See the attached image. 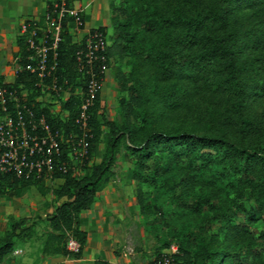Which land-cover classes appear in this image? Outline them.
I'll use <instances>...</instances> for the list:
<instances>
[{
	"label": "rangeland",
	"instance_id": "374dc122",
	"mask_svg": "<svg viewBox=\"0 0 264 264\" xmlns=\"http://www.w3.org/2000/svg\"><path fill=\"white\" fill-rule=\"evenodd\" d=\"M41 1L43 0H0L1 17L5 19L0 25L2 82L13 77L17 64L16 47L11 38L20 32L24 19L32 20L38 26L39 34L53 30L51 23L44 18V5ZM67 1L78 6L86 27L90 26L87 20L93 17V25H104L107 40L112 36L109 6L120 5L138 10H149L155 6L166 10L175 5V0ZM20 5H27V10L14 18L13 13ZM228 9L237 22L247 27L255 26L248 5L241 2L232 3L228 5ZM140 21L139 18L133 19L131 27L136 30L134 39L142 40L143 51L115 56L107 61L99 86L98 106L92 111L96 141L85 162L69 161L67 170L72 174L88 172L90 166L100 158L108 130L101 114L119 123L124 120L127 106L132 108L128 121L133 127L136 139L150 128L207 132L235 139L238 136V113L247 109L264 133V87L255 93V100L243 107L205 87L200 81L193 82L189 77L175 73L164 75L152 56L145 53L149 44L157 40L158 32L143 30ZM67 26L71 40L78 42L80 33L69 19ZM245 59L246 62L242 64L247 66L246 72L257 71L264 81V69L257 68L255 51L241 53L239 60ZM115 69L124 73L133 88L137 103L131 104L128 93L119 89L113 77ZM19 94L22 99L48 108L52 116L65 121L72 114L71 108L77 106L81 90L75 75L71 84L60 86L56 91L51 89L47 81H43L36 87L22 86ZM69 95L76 96L75 99L79 98L76 103L72 102L71 108L63 105ZM63 130L60 128L65 137L66 132ZM163 154L159 152L152 159L146 160L144 166L136 168L133 156L127 152L122 141H118L115 162L101 183L108 184L109 190L113 191L118 200L116 211H109L107 214L108 209H105L101 222V229L106 237L105 246L119 257L118 264H149L152 257L162 248L163 242L182 243L193 255L199 253L206 245H224L227 250L235 252L241 262L264 264V197L259 199L260 205H257L253 197L237 198L233 192L234 185H225L222 181L218 183L200 179L185 183L184 175L189 171L187 158L184 155L170 157ZM151 160L157 162L156 171H152L149 166ZM135 169L147 179L133 177L131 173ZM225 178L235 183L234 177ZM58 185L59 181L51 177L17 187L12 191L8 188L0 191V235L9 229L11 222L22 220V229L17 228L14 237V246H20L21 253L18 256L12 255L13 246L0 260H17L25 264H77L81 254L74 256L64 247L58 253L44 254L40 251L43 231L47 228V215L60 200L54 195ZM136 185L142 193L140 205L135 201ZM196 196H207L214 204H228L233 199L242 202L244 207L256 204V218L246 219L241 210L226 220L214 217L205 204L199 207L189 205ZM230 264L240 263L232 261Z\"/></svg>",
	"mask_w": 264,
	"mask_h": 264
},
{
	"label": "trees",
	"instance_id": "16d2710c",
	"mask_svg": "<svg viewBox=\"0 0 264 264\" xmlns=\"http://www.w3.org/2000/svg\"><path fill=\"white\" fill-rule=\"evenodd\" d=\"M52 1L54 0H44V13L50 11ZM240 2L250 7V17L253 16L252 19L255 20L254 27H247L237 22L228 9L229 4ZM109 7L112 36L105 48L97 52L98 55L102 54V58L97 56L88 63L84 60L83 53L80 54V61L76 58L77 50L84 51L83 39L78 42L71 40L67 26L69 17L60 18V39L55 47L48 48L46 53V64L50 62L54 53L53 74L57 78L56 84L62 87L71 84L76 75L79 89L83 92L89 77L87 69L93 72V77L98 83L103 78L101 64H107V61L115 56L143 51L142 40L134 39L136 30L131 27L133 19L139 18L143 30L158 32L157 40L149 44L145 53L152 56L164 75L175 73L185 75L193 82L200 81L205 87L243 107L255 100V93L264 87V81L257 71L246 72L248 68L242 64L246 62V59L239 60L241 53L254 50L258 60L257 68L264 69V0H175V5L166 10L155 6L149 10L126 8L120 5ZM28 20L24 19L25 22ZM94 28L105 34L104 25L92 26L90 30ZM25 37V33H17L14 36L16 61L20 68L14 72L12 80L5 82L0 80L1 84L11 85L17 91L22 86L36 87L34 86L35 74L24 68L28 61L27 55L31 51L26 45ZM46 42L49 44L50 39L47 38ZM239 45L242 50L239 49ZM113 77L119 89L128 93L131 104L137 103L132 92L133 88L127 82L124 73L115 69ZM98 95L99 90L96 88L87 124L90 135L86 137L87 148L82 162L88 159L96 141L92 111L98 106ZM75 98L76 96L69 95L63 105L71 108L72 102L76 103L79 100L78 97ZM120 101H123L122 98ZM25 102L35 115L39 113L44 115L51 130L63 128L64 132L71 129L79 132L73 122L77 106L71 108V116L64 121L52 116L48 108L44 106H39L33 101ZM131 112V106L125 107L124 120L119 123L101 114L108 129L105 134V144L99 160L90 166L88 172L75 175L67 170L54 174L61 177L59 185L54 190L55 198L60 200L54 204L47 215V228L43 231L40 245L42 253L52 254L62 251L63 247L65 248L67 236L72 235L79 242V249L70 252L74 256L81 254L86 233L78 228V211L89 207L96 196L98 187L115 162L119 140L122 141L127 152L133 156L136 168L144 166L146 160L152 159L159 152L170 157L184 155L188 160L189 170L184 175L185 183L200 179L218 183L222 181L225 185H234L233 192L237 198L253 197L256 204L260 205L259 199L264 197V133L261 126L249 115V109L238 113L236 127L238 136L235 139L222 134L154 128L145 130L136 139L133 127L128 121ZM60 153L65 155L64 143L60 145ZM149 166L152 167V171H156L157 162L151 160ZM131 175L140 177V180L147 179L136 169ZM227 176L234 177L235 183L225 178ZM41 180V178L16 177L10 173L0 172V191L4 188L12 191L17 187ZM135 201L138 205L142 202V193L138 185L135 188ZM203 204L214 217L223 220L228 219L238 210L243 212L246 219L256 218V204L244 207L242 202L235 199L228 204H214L207 196H196L189 203L191 207H199ZM21 221L20 219L11 222L9 229L0 235V259L14 246L16 229H22ZM168 243L170 242H163L162 248ZM177 248V253L173 255V264H230L232 261L246 264L239 261L238 255L227 250L224 245L212 247L206 245L195 255L191 254L182 243L177 244ZM90 264H108V260L96 257Z\"/></svg>",
	"mask_w": 264,
	"mask_h": 264
},
{
	"label": "built area",
	"instance_id": "2783aa9c",
	"mask_svg": "<svg viewBox=\"0 0 264 264\" xmlns=\"http://www.w3.org/2000/svg\"><path fill=\"white\" fill-rule=\"evenodd\" d=\"M68 16L73 27L79 31L80 39L84 42V51H76V58L80 61L83 53L84 60H90L99 56L97 52L105 48L108 40L102 31L91 29L83 24V18L78 6L72 5L67 0H54L49 12L44 13V18L51 23L53 30H46L39 34L38 26L31 20L23 21L20 32L25 33V42L30 53L24 68L35 74L34 85L47 81L51 89L56 91L60 85L56 84V76L53 74L55 60L54 53L46 64L48 48H54L60 39V18ZM50 42L47 44L46 39ZM17 58V57H16ZM17 64V61H16ZM106 64H101L104 71ZM17 64L14 72L19 69ZM89 77L86 80L84 91L81 92L77 110L73 122L79 132L67 130L65 137L62 131L51 130L45 121L44 115L34 114L31 107L22 99L19 90L11 85L0 83V172L10 173L16 177L45 179L56 177V172H65L69 161L77 162L85 158L88 132V117L90 106L93 104L95 89L100 86L93 77V72L86 70ZM61 143L65 144V155L60 153ZM65 248L75 252L79 249V242L72 235L65 240ZM178 251L177 244L168 243L160 252L152 257L149 264H173V255ZM20 252L15 249L13 253Z\"/></svg>",
	"mask_w": 264,
	"mask_h": 264
},
{
	"label": "crops",
	"instance_id": "0c3cea01",
	"mask_svg": "<svg viewBox=\"0 0 264 264\" xmlns=\"http://www.w3.org/2000/svg\"><path fill=\"white\" fill-rule=\"evenodd\" d=\"M41 3L45 6L44 0ZM27 10V5H20L17 6L13 15L16 18L17 15L24 13ZM86 21V17L84 18ZM93 19L87 20L89 27L96 26L93 25ZM3 19L1 17L0 11V25H2ZM14 36L12 39V44L16 47L14 42ZM12 80V79H11ZM10 81V80H9ZM53 179L61 181V177H53ZM118 204L117 197H115L113 191H110L108 188V184L100 185L97 189L96 196L94 197L93 201L89 205V207L80 209L78 211V219L77 224L78 228L82 229L86 233L85 242L81 249V256L77 259V264H90V262L96 258L101 257L108 260V264H118V256L115 255L112 249H108L105 246L106 237L104 232L101 229V222L103 220V211L108 209L109 211L114 212L116 211V206ZM108 216V215H106ZM20 249V252L13 253L15 249ZM22 251V248L18 245L14 246L11 251V254L14 256H18ZM0 264H25V262L19 263L17 260L10 261L9 259L0 260Z\"/></svg>",
	"mask_w": 264,
	"mask_h": 264
}]
</instances>
